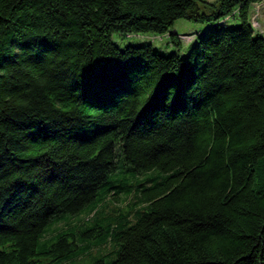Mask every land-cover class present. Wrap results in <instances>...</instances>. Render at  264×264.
Here are the masks:
<instances>
[{
  "label": "trees",
  "instance_id": "obj_1",
  "mask_svg": "<svg viewBox=\"0 0 264 264\" xmlns=\"http://www.w3.org/2000/svg\"><path fill=\"white\" fill-rule=\"evenodd\" d=\"M262 1L0 0V264H264ZM179 19L217 25L185 57L112 41Z\"/></svg>",
  "mask_w": 264,
  "mask_h": 264
},
{
  "label": "rangeland",
  "instance_id": "obj_2",
  "mask_svg": "<svg viewBox=\"0 0 264 264\" xmlns=\"http://www.w3.org/2000/svg\"><path fill=\"white\" fill-rule=\"evenodd\" d=\"M209 3H213L217 0H203ZM249 21L254 29V35H260L264 38V0L262 3L254 5L251 7L249 12ZM220 24L224 27H236L240 25V22L237 17V13L234 12L233 17L231 19L223 18L219 21ZM216 24H209V23H194L190 22L184 19H179L174 22L173 26L170 28L169 33H175L177 35L178 41H179V47L174 46L169 38V33L165 35H157L153 33H146V34H132V35H122V34H113L112 41L113 43L119 47L120 49H123L126 46H138L143 44H151L154 49H156L159 53L163 55H171V54H177L180 57H185L190 49V47L194 44L196 41V38L198 35H201L209 28L213 27ZM121 167V164L118 165ZM151 174V173H149ZM153 174H156V172H153ZM144 177V176H141ZM123 175L120 174L117 179H122ZM139 179H141L139 177ZM123 183H129V179L122 180ZM116 184H121L120 182H117ZM123 202V201H122ZM120 200H118L117 203H113L111 200H109L107 203L110 206V208L107 210L109 211L111 207L117 208L118 206H121L122 203ZM113 205V206H112ZM124 206V205H122ZM88 208L83 210L79 215L75 216H64L60 220H58V223L54 226L47 227L44 236L50 237L52 235V232L55 230H63L66 223L72 224V223H78L82 220H84L87 216ZM101 240V238H99ZM98 239L93 240L91 242V248L88 252L78 256L75 259L64 261V262H52V259L45 258L43 259V262L45 264H93L94 262L98 260H102L105 263H109L116 257V252L118 249V246L114 244L112 241H103L102 245L98 246ZM39 246L38 249H40V245L42 244L41 241L38 242Z\"/></svg>",
  "mask_w": 264,
  "mask_h": 264
}]
</instances>
